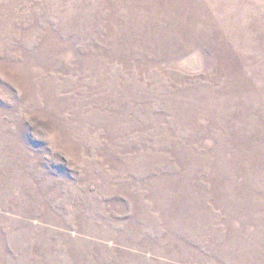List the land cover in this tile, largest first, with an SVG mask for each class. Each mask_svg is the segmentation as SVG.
Masks as SVG:
<instances>
[{"label": "rangeland", "instance_id": "374dc122", "mask_svg": "<svg viewBox=\"0 0 264 264\" xmlns=\"http://www.w3.org/2000/svg\"><path fill=\"white\" fill-rule=\"evenodd\" d=\"M0 264H264V0H0Z\"/></svg>", "mask_w": 264, "mask_h": 264}]
</instances>
